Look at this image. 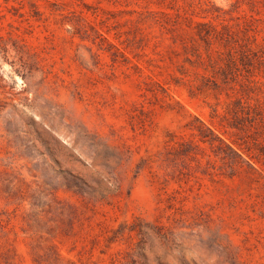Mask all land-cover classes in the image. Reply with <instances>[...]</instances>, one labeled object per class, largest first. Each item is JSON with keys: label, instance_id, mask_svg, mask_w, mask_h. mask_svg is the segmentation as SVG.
I'll return each instance as SVG.
<instances>
[{"label": "rangeland", "instance_id": "obj_1", "mask_svg": "<svg viewBox=\"0 0 264 264\" xmlns=\"http://www.w3.org/2000/svg\"><path fill=\"white\" fill-rule=\"evenodd\" d=\"M254 82L264 0H0V264H264Z\"/></svg>", "mask_w": 264, "mask_h": 264}, {"label": "trees", "instance_id": "obj_2", "mask_svg": "<svg viewBox=\"0 0 264 264\" xmlns=\"http://www.w3.org/2000/svg\"><path fill=\"white\" fill-rule=\"evenodd\" d=\"M257 84H258V82H254L253 86L247 85V87L244 88V90L246 91V94H248L249 92L255 93V91H254L255 89H259L262 93H264L262 91V89L259 88V86H257ZM263 106H264V100L263 101L257 100V103L254 107H252L250 105L247 106L248 112H246V115L250 116L249 110H251L252 108H255L254 113H256L257 115H262V113L260 111V109H261L260 107H263ZM219 141L224 148H226L228 151H230L231 153H233L237 157L238 161L235 162L236 165H238L239 167H242V165H245L248 172H250L252 174H256V170L254 169V167L249 162L243 160L241 158V155H239L236 151H234L233 148H231L225 142H223L222 140H219Z\"/></svg>", "mask_w": 264, "mask_h": 264}]
</instances>
